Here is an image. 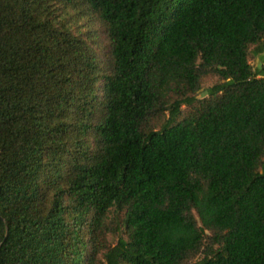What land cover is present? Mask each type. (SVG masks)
<instances>
[{"label": "trees", "instance_id": "trees-1", "mask_svg": "<svg viewBox=\"0 0 264 264\" xmlns=\"http://www.w3.org/2000/svg\"><path fill=\"white\" fill-rule=\"evenodd\" d=\"M0 264H264V0H0Z\"/></svg>", "mask_w": 264, "mask_h": 264}, {"label": "rangeland", "instance_id": "rangeland-1", "mask_svg": "<svg viewBox=\"0 0 264 264\" xmlns=\"http://www.w3.org/2000/svg\"><path fill=\"white\" fill-rule=\"evenodd\" d=\"M100 31L101 29L98 28L97 32H100ZM249 60L254 69L260 67L262 64L261 57L256 54L253 48L251 49ZM216 82H217V78L214 76L206 78L203 82L202 89L200 90L198 97L199 98L206 97L208 94L207 89L211 87L212 85H214Z\"/></svg>", "mask_w": 264, "mask_h": 264}]
</instances>
